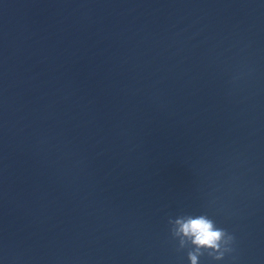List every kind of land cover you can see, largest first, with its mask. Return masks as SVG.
Masks as SVG:
<instances>
[{
    "label": "clouds",
    "instance_id": "1",
    "mask_svg": "<svg viewBox=\"0 0 264 264\" xmlns=\"http://www.w3.org/2000/svg\"><path fill=\"white\" fill-rule=\"evenodd\" d=\"M168 223L172 238L178 241L177 250H188L190 264H200V257L205 254L214 261H222L235 251L234 234L218 226L207 213L180 215L169 218Z\"/></svg>",
    "mask_w": 264,
    "mask_h": 264
}]
</instances>
